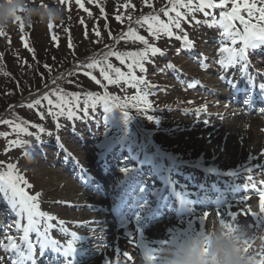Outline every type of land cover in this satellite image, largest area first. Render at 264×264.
<instances>
[{
  "label": "rangeland",
  "instance_id": "374dc122",
  "mask_svg": "<svg viewBox=\"0 0 264 264\" xmlns=\"http://www.w3.org/2000/svg\"><path fill=\"white\" fill-rule=\"evenodd\" d=\"M101 1L105 4L106 10L105 13L103 9L106 14V17H103V22L100 21V16H102V14L104 16V13L101 12L100 6L97 5V0H95L96 3L90 2V0H81L87 11L79 8L75 0H71L70 10L67 3L62 5L59 2V4L65 9L64 22L72 23V36L75 41H78V39L82 40L81 43L79 41L80 45L78 46L81 50H93L92 43H95L93 39H98L95 30H98L100 33V29H102L103 26L102 23H109L111 26L110 32L111 35H113L112 37L110 35L108 36V38H111L110 45L101 48L97 53L88 54L87 56H89V58L86 56L81 60L73 61L69 66L70 70L66 69L65 72L59 76H54L39 90L27 93L17 101L18 104L15 103V106L6 105L7 102L15 98L16 95L14 96V93L13 95H8L7 98L0 94V121H13L8 117V114L14 109L16 112L15 116L23 122L22 124L25 125L24 127L27 128L28 133H30L16 132L13 131L11 126L0 123V133H8L7 137L0 136V162H3L4 165L0 166V171H7L6 165L8 163L15 164L18 172L23 175L28 181V184L31 185L30 189L24 185L26 190L29 191V194H39L38 202L40 204V210L51 216L56 214L63 219H69L70 221L66 224V228L69 230L72 229V231L75 229V231H77L76 233L80 232V224L84 222L80 223L72 220L78 218L74 216L73 210L74 208L80 207V205L74 201V193L72 189L67 186H78L77 184L79 182L75 179V173L77 172H75L76 167H85L89 172L98 175L99 178H103L105 172L109 171V176L104 179L106 183L103 184L106 185L105 188L107 191L111 192V189L115 186V181H121V179L124 181V174L129 166L132 168L136 167L138 163L145 160L144 154L145 156H149L155 164H159V160H161L164 152L159 151L152 142L153 139L147 136V132H150V130L154 131L156 141H158L160 145H163L162 147L167 151L166 153L172 154L177 160L193 162L203 165L205 168L224 171H233L239 169L241 166H250L253 169L256 168L255 173L257 179L264 178V174L259 171L261 167L258 168L256 166L257 164L264 166V155H262L264 154V123H261L263 119L257 114V116L253 113L245 115L244 113L235 111L234 117L244 119L250 116L253 117L252 121H243L241 134L235 135L233 139L230 136V134L233 133L232 129H228V131L226 130V132L222 133L220 136H216L215 132L218 130L219 125L214 124V126L209 127L211 118H208V116L204 117L203 114L207 113L208 108L213 110L215 107L214 105H208L210 100H206L204 97H211V100L217 104V102H219L218 96L213 93L207 94L209 92L208 88L211 87L209 86L210 84L206 83L208 87L203 88L204 91L194 86H189L194 85V77L212 76L210 79L215 81V75L209 74L206 71H199L201 63L196 62V59H194L198 57H196L194 53H189V51L184 50L186 47L184 46L183 40H177L175 38L178 36L177 34H174L173 37L162 34L160 38L157 39L151 36L146 24L140 25L136 23V20L141 16L153 15V13L161 16L160 9L162 5L159 4L162 0H149L151 6H154L157 2V8H159L156 12L153 11L152 7L147 6L144 0H127L130 5H134L135 7L140 6L141 8H148V10L144 12L138 11L135 15L131 12L135 7L131 6L127 8L122 7V10H120V8L117 14V4L122 2V0ZM166 1L167 0H164L165 3H167ZM165 6L170 7L168 3L165 4ZM209 11L213 12L216 19H219L217 16H219L220 10ZM89 12L91 15H89ZM197 13L198 12L194 14L196 18H193V15H188L186 19L181 20L184 24H186V21L192 23V28H188L191 29V33H186L192 36L195 35L197 38L190 39V41H192L194 45L200 47L199 52L204 50V53H207L208 57L213 58L217 53L220 57L219 48L222 46V42L227 46H232L230 40H226L221 36L222 29L218 26H208L210 24L209 18H205L204 16L201 17ZM117 15L122 17V22L117 21ZM130 15L134 16L132 22L128 19ZM164 18L166 17L163 15L161 19L167 22V18ZM81 19L83 20V24L80 22ZM196 21H200V23H196ZM64 22L60 25L54 24L55 27L52 33L49 32L48 26H42L39 23H32L31 26L25 25V30L21 33L19 24L15 21L7 31L12 43L15 45L23 44V40L25 39L31 41V46L37 48V51L45 53L44 49L48 47V42L51 44L50 41L53 40V33H56V36L62 38L60 28ZM129 22L130 24L125 25ZM129 27L135 29L138 35H142L148 39L150 44L159 47L164 52V55L161 56L157 54L152 56L149 52L147 58L143 61L146 71L141 72L138 67L133 69L135 75L145 81V83L138 84L136 87H133L130 83L123 80L118 84H109L101 74L91 70V72L101 80H98L99 84L106 89L101 87L102 93L106 97L115 98L121 110L120 114L119 111H105L103 106H99L96 108V112H90V115L87 112H79L80 116L75 119H64L68 116L65 115L67 111H65L64 115H58L56 113H58L59 110L54 107L52 108L54 114L49 115L48 111L50 106L47 100L42 99L44 94H48L49 98L56 103V93L59 92L63 94L62 89L64 91L66 90L67 93H79L80 99H83V101L80 102V106L84 105V100L86 99L85 94L87 92L85 91L84 85L80 83L81 75L79 74L83 73L82 75L89 78L90 76L85 73L91 72L86 69L83 64L79 63L95 59L96 56H101L113 48H116V50L113 51L124 53L127 51H140L146 47L139 41H133L131 39H126L125 41L121 40L118 43L116 42L114 38L119 37L123 32H127ZM237 27H241L238 22ZM112 30L114 32H112ZM65 32V35H69V30ZM177 32L178 34L184 35L183 33H179L180 30ZM2 43L3 40L0 39V45ZM213 45H216V52L214 53L211 50ZM260 48L264 49V45H261L257 49L248 50V64H246V66H248L253 73L254 70H257L256 74L261 84H264V58H258L261 53ZM27 51L28 47L23 48V52L26 54L25 59L29 57L27 56ZM66 53V51L59 52L58 56L61 57ZM253 55L257 58L253 59L255 58ZM109 57L110 64H112L114 68H120L121 71L125 73L128 72L127 63H130V61L126 60L125 64H121L115 56ZM9 63L14 71L19 73L20 77L25 80L23 83L26 82V84H28L29 82L27 81H32L28 65L22 67L12 62L10 58ZM169 65L174 67H169ZM218 66V63L213 64L214 68H218ZM101 67L106 68V65L101 64ZM97 70L100 72L99 68H97ZM92 73L91 76H94ZM71 75H73L71 80L74 85L62 87L61 84L63 80ZM109 75L113 79L116 78L114 72H109ZM74 76H76V80ZM85 80L84 78V83ZM91 82H93V80H91ZM87 85L94 87L90 82ZM73 86L75 87L73 88ZM222 91L226 92L225 89H222ZM35 100H40L41 103L33 108H28L27 105L34 103ZM100 103L101 102H98L96 104L100 105ZM225 103L227 102L225 101ZM76 109L77 108L73 107V112ZM125 112L128 113L127 116H125ZM131 113H136L141 117L144 130L140 129L134 123ZM149 117L152 118L149 119ZM258 120L260 121L258 122ZM156 122H159V126ZM40 128H43L44 131L41 132ZM130 129L132 131L135 129L137 133L133 134L130 132ZM52 130L59 132V138L61 139L60 144L63 145L62 149L56 147L57 143L55 139L51 141L49 133ZM12 140H20L22 143L13 145L9 143V141ZM126 151H130L131 153H127ZM110 152H112V155H110L109 158H113L116 154L118 156L120 152H123L127 155L128 159H130V154L131 157H135L138 161L133 163H131L132 161L122 163L121 160H117L118 157L112 159L110 163L120 166L122 173H119V168L115 170L107 166L108 164L105 159L109 156L108 153ZM250 156L253 159L250 160ZM67 160H71L73 164H75L72 167L71 164L67 167L69 170H72V172H69V176L65 175L64 178L55 179V174L53 173L62 172L64 170L63 166L66 164ZM164 163H166V161H164ZM52 168L55 169L52 170ZM186 171L190 172H187V175H191V173L197 175L190 170ZM246 175L249 174L247 173ZM113 179H115V181H112ZM145 180L147 184L149 180H147V178ZM246 180V176L244 175L234 179V181L232 180L231 183H243ZM150 188L151 186L147 185L142 189L144 190V196L146 192L150 193ZM244 197H247V200H245ZM99 198L102 199H99L102 203H107L108 201V198L103 195ZM84 203L86 206V204L88 205L91 202ZM229 210L237 213L236 218L248 221L253 226H256L250 212L255 211L259 213L258 192H253L249 195H239L229 201H224L222 205H218L215 208H197L191 213L178 218L172 216L169 218L166 214L163 216L165 221L161 220L165 222L164 225H161L156 230V225H159L161 221L155 222L153 225L154 228L152 227L153 229L145 234L142 247L156 248L163 242L179 234L198 230L199 218L203 216L204 212L209 213L208 217L205 218L206 225L209 220L214 217L227 218V220L231 222L230 217H225L226 211ZM1 211L2 210H0V214L2 213ZM217 211L220 213L219 216H217ZM97 214L99 219L105 217V213L103 215L99 210H97ZM70 223H72V225H70ZM1 224L2 218L0 216V225ZM56 224L59 227L53 228L57 229L58 232L62 231L60 223L57 222ZM124 231L121 234L112 235L113 241L110 242L109 245H102L101 241H97L95 245H98L96 247L98 251L90 254V257L85 258L83 260L84 264H89L92 261L91 264H106V260L109 264H120L118 260L120 259L121 261L122 254L125 251L132 256V264H138L140 249L138 247V241L135 239L137 231L134 232V229L131 227L126 228ZM7 232L8 230H6L3 225L2 227L0 226V242H2V244H0V264H7L5 260L6 254L2 250L4 248L2 245L8 243L5 239ZM65 235H70V233H64L63 236ZM69 240L72 239H67L66 243H68ZM116 240L118 241L114 242ZM118 243H121L124 249L120 248L121 254L119 257L116 255V249L120 247V245L117 247ZM59 245L60 243H57L56 246L59 247ZM6 258L8 259V256H6ZM122 258L125 260L123 264H131L126 262L129 261V259L125 257ZM44 264H49V261Z\"/></svg>",
  "mask_w": 264,
  "mask_h": 264
},
{
  "label": "snow or ice",
  "instance_id": "6c2138e0",
  "mask_svg": "<svg viewBox=\"0 0 264 264\" xmlns=\"http://www.w3.org/2000/svg\"><path fill=\"white\" fill-rule=\"evenodd\" d=\"M59 2L63 4H68L69 10L71 9V0H59ZM78 7L87 11L84 8V4L81 0H75ZM90 2H95V0H90ZM144 3L151 7L149 0H144ZM167 3L171 5V7H163L160 9V12L167 17V22L161 19L160 15H146L141 16L136 20L137 24L147 25V29L151 36L159 39L160 36L166 35L168 37H173L174 32L173 28L181 29V20L187 18L188 15H194L196 12H201L205 17L211 16V23L208 25L209 27L218 26L222 29L221 36L230 40L232 46H227L223 44L219 48L220 59L217 61L219 66L222 69L228 68L232 65L239 64L243 62L246 66L247 63V52L249 49H257L261 45H264V0H167ZM230 5V7H229ZM125 8L129 7L128 4L124 5ZM131 7H135L131 5ZM184 9L185 11H181ZM220 10L219 11V19H216L215 15L209 10ZM101 12L103 13V9L101 8ZM170 13H174V15H170ZM89 15L91 13L89 12ZM117 21L122 22V17L120 15L116 16ZM131 20V17H128ZM15 22L19 24V30L21 33L25 30V23L22 17L17 16L15 18ZM81 24H83V20L81 19ZM237 22L241 27H237ZM196 23H200V21H196ZM31 26V24H28ZM55 25L53 23L48 24L49 32L52 33ZM67 31V29H65ZM95 34L97 36L100 35L98 30H95ZM0 35H4L3 31H0ZM111 36V33H109ZM177 40H183L184 46L186 48H192L194 45L192 41L189 40L188 36L184 34L181 36L175 37ZM23 39V37H22ZM53 39L56 37L53 34ZM118 43L121 40L131 39L133 41H139L146 47L140 51H127L124 53L109 50L104 53L103 62L106 65L105 67H100L101 61L92 59L91 63L85 65L88 69H93L99 67L100 74L104 77L105 80L108 81L109 84H118L121 80L130 83L133 87H136L138 84H143L145 81L142 78H138L133 69L138 67L141 72L146 71L144 67L143 61L147 58L149 52L152 56L157 54L163 56L164 52L159 48L149 43L148 39H146L142 35H138L135 29L129 27L127 32L121 33L119 37L114 38ZM241 44L239 48L235 47L237 44ZM24 46L27 48V42L24 43ZM58 46V45H57ZM69 47L71 48V42H69ZM30 51L32 49H29ZM109 56H115L117 60L120 61L121 64H125L126 60L130 61L127 63L128 72H122L120 68H114L112 64L107 63ZM47 67V66H46ZM169 67H174L169 65ZM201 67H205L203 63H201ZM107 69V70H106ZM109 72H114L116 78L113 79ZM89 75L92 80H96L95 76H91V73H85ZM99 83V81H96ZM192 87L193 85H189ZM235 87V85H233ZM260 91L264 94V84H260ZM57 102L54 103L52 99L49 98L48 94H44L42 99L47 100L49 107L48 114H54L52 112V108L58 109V115H64L65 111H67V115L69 118L73 116V107L79 108L80 106V94L79 93H65L60 94L56 93ZM86 99L84 100V111H88V106L91 104L92 107H95L96 103L103 102L105 105V110H110L113 106H119L116 103L115 98L110 97H97L93 93H86ZM41 103L40 100H35L34 103L28 104V108H33ZM125 116L128 115L127 112L124 113ZM152 117H149L151 119ZM0 123L7 124L13 128V131L16 132H24L27 134L28 130L23 126L22 123H14L11 120L0 121ZM58 126V125H57ZM40 131L43 132L44 129L40 128ZM0 136L7 137L8 133H0ZM10 144L16 145L22 143L20 140H12L9 141ZM264 155V154H262ZM249 159H253L251 156ZM0 166H4L3 162H0ZM258 168L264 167L262 165L257 164ZM7 171H0V194L7 199L13 209L17 210L18 216L20 218H26L27 224L23 226V236L20 237L21 241L26 244V250L21 251L20 246L15 242V239L12 236H7V245H2L6 250L14 249L16 250L18 256L17 259L12 261V264H25V261L31 259V254L35 248V245L29 240V232H35L37 236L42 239L38 241L41 248H43L47 243H52L55 245L56 241H51L48 238V231L54 225L50 223L55 220V217L49 215L48 213L40 210L39 194L31 195L29 191L26 190L31 188V185L28 184V181L21 175L15 164L8 163L6 165ZM240 171L249 173L246 179L249 183H246L244 188H252L257 189L259 194V213L255 211H251L250 215L252 219L255 221L256 225H260L264 223V190H259L258 184L254 181L253 168L250 166H242ZM235 175V173H231ZM259 185H264V180L259 181ZM247 200V197H244ZM209 215L208 212H204L203 216L199 218V231H204L206 227V219ZM220 213L217 211V216ZM225 217H230L231 221L235 220L237 217V213L232 211H226ZM222 222L226 224V226L230 225L228 220L225 218H221ZM43 222V231H41V224ZM63 225V221L59 222ZM20 224H17V229H20ZM73 239L69 240L67 246L65 247V251L68 253L75 251V240H77L76 233H71ZM166 242V241H165ZM163 242V243H165ZM2 244V242H0ZM138 247L141 250L147 249L149 252L154 253L155 248H146L142 247V242L138 244ZM207 249H205V252ZM247 251V249H245ZM116 255L119 257L120 249H116ZM123 256L129 260L132 259V256L128 252H123ZM148 260H155V255H149L147 257ZM106 264L109 262L106 260Z\"/></svg>",
  "mask_w": 264,
  "mask_h": 264
},
{
  "label": "clouds",
  "instance_id": "9594fccd",
  "mask_svg": "<svg viewBox=\"0 0 264 264\" xmlns=\"http://www.w3.org/2000/svg\"><path fill=\"white\" fill-rule=\"evenodd\" d=\"M17 16L25 25L62 24L65 9L59 0H0V31L7 30ZM149 255L156 259L148 260ZM138 264H264V223L253 226L236 218L226 226L214 217L204 231L179 234L156 247L154 253L141 250Z\"/></svg>",
  "mask_w": 264,
  "mask_h": 264
},
{
  "label": "trees",
  "instance_id": "16d2710c",
  "mask_svg": "<svg viewBox=\"0 0 264 264\" xmlns=\"http://www.w3.org/2000/svg\"><path fill=\"white\" fill-rule=\"evenodd\" d=\"M125 4H128L129 7L131 6L129 4V1L127 2V0H122V2H119L117 4V7H116L117 14L119 12V9L121 8L120 10H122V7H124ZM162 4H163V1H161L160 5H162ZM97 5H99L100 8L105 10V4L101 0H97ZM153 7L155 9H157V2L154 4ZM146 10H147L146 7L141 8L140 6H138V7H135L134 10H132L131 12L134 13V15H135L138 13V11L144 12ZM103 13H104V11H103ZM105 13H106V10H105ZM105 13H104V16H103V14H102V16H100V21H102V22L104 20L103 17H106ZM130 17H131L130 22H132L134 20V16L130 15ZM130 22L125 24V25L130 24ZM102 24H103V26H102V29H100V35L98 36V39L97 40H96V38L93 39V41L95 42V43H92L93 50H91V49L81 50L78 47L80 45V43L82 42V40L78 39V41H75L74 37L72 36V31H73L72 23H69V22H64V24L60 28L62 38H60L59 36H56V33H53L55 35L56 39L54 40L52 38L53 40L50 41L51 44L48 42V47H45V49H44L45 53H42V51H37V48L31 46V41H27L25 39L23 40V44L15 45L14 43H12L8 31L7 30L3 31L4 35H0V39L3 40V43L0 45V88H1L0 94L6 98L10 94L13 95V93H14V96L16 95L15 98H13L11 101L7 102L6 105L15 106L16 105L15 103H17V101L21 97L25 96L27 93H30L31 91L40 89L44 84H47L54 76L55 77L59 76L60 74L65 72V70L69 68L70 64L73 63V61H77L79 59L81 60L82 58L86 57L88 54L97 53V51L100 50L101 48L110 45V43H111L110 39L111 38H108V36H109V33H111L110 32L111 26L109 23H102ZM65 29L69 30V35H65L66 32L63 31ZM112 32H114V31L112 30ZM112 35H111V37H112ZM82 39H84V38H82ZM79 41H80V43H79ZM25 42H27V44H28V51H27L28 52L27 56H29L28 59H25L26 54H25V52H23V48H25L24 47ZM69 42H71V45H72L71 48L69 47ZM29 49H32V50L30 51ZM111 50H116V48L111 49ZM64 51H66L67 53L64 54L63 56L59 57L58 56L59 52H64ZM103 56H104V54H102L101 56L98 57V61H101L102 65L104 64ZM9 58L12 62L17 63V64L21 65L22 67L28 65V69L30 71V78L32 79L31 82L27 81V82H29L28 84H26V82L23 83L25 80H23L20 77L19 73L14 71L11 64L9 63ZM87 58H89V56H87ZM109 58L110 57H108L107 63H110ZM91 62H92V60L89 63H91ZM101 64H100V67H101ZM97 68H99V67H97ZM97 68L88 69V70L89 71L92 70V71L100 74V72L97 70ZM79 75H81L80 76V83L82 85H84L85 91L87 93H93L98 98L103 97V95L101 94V90L96 83L91 82V80L89 78H87L86 76H84L82 74H79ZM72 78H73V75L66 77L63 80V83L61 84V86L62 87H68L70 85H74V84H72V80H71ZM84 78L86 79L85 83H84ZM74 79L76 80V76H74ZM89 82L92 85H94V87L87 85ZM74 87L75 86H73V88ZM62 93L65 94L67 92H66V90L64 91L62 89ZM81 101H83V99H80V102ZM21 108H23V107H21ZM88 108H91V104H89ZM15 113H16L15 110L12 109L10 111V113L8 114V117L10 119H12L14 123H23L19 118H17L15 116ZM73 113H75V112H73ZM131 114H132L134 120L138 124L143 125V120L141 119V117L138 114H136V113H131ZM65 115H67V113ZM156 123L158 125V122H156Z\"/></svg>",
  "mask_w": 264,
  "mask_h": 264
},
{
  "label": "bare ground",
  "instance_id": "6f19581e",
  "mask_svg": "<svg viewBox=\"0 0 264 264\" xmlns=\"http://www.w3.org/2000/svg\"><path fill=\"white\" fill-rule=\"evenodd\" d=\"M204 81H212V79L210 80V77H204ZM211 105H216L215 103H213L212 101H210ZM216 112L213 114V120H214V124L215 125H219L218 126V130L215 132V135L220 136L222 133L226 132V130L228 131V129H232L233 133L230 134L231 138H235V135H239L241 134V127L243 126V121L248 122V121H252L253 117H245L244 119H240L238 117H234V108L232 106H225L222 107L220 105H218L217 107H215L212 110V113ZM260 120H258L259 122ZM262 123V122H261ZM214 126V125H213ZM59 163V162H58ZM56 163V164H58ZM60 164V163H59ZM70 165L69 162H67L63 167L64 170L62 172L56 173L54 172L53 174L55 179H59V178H64L65 175L69 176V168H67ZM60 166V165H58ZM55 168H52V170H54ZM57 171V170H56ZM68 187H70L72 189V192L74 193V201H76L80 207L78 208H74L73 213L74 216L78 217L77 220L78 222H84L83 224H81L82 227V236H77V240H75V246L77 247L76 251L80 252V255H76V257L80 260V262H78L77 264H84L83 260L85 258L90 257V254H92L94 252V248L96 247L95 245H93L96 241H97V237L102 236L103 240L105 237V229L104 226H102L101 221H99V216L97 214V206L102 205V200L99 195V193H102L103 188L101 186H96L98 188H92L94 190V193H92L91 190H88L87 188H85L84 190H82V188H80L79 186H72V185H67ZM93 186V185H92ZM100 199V200H99ZM84 202H91L88 205ZM1 205V202H0ZM99 221V222H98ZM156 221V220H155ZM165 221V220H163ZM161 221V223H159V225H156L155 229L157 230L161 225H164L165 222ZM140 222V221H139ZM153 225H150L146 230H144V235L150 231ZM16 228H12L11 231H15ZM20 231V229H19ZM85 232V233H84ZM71 239H73V237H70ZM143 238V235H142ZM142 243H144V241H142ZM109 242L107 240L104 241L103 245H108ZM88 245V246H85ZM120 245V247H119ZM121 243H118L117 247L122 248ZM43 248H46L50 253L52 252L53 255H57V250L52 248L50 245L46 244ZM123 249V248H122ZM124 250V249H123ZM84 254V255H83ZM121 254V253H120ZM122 257L123 254H122ZM121 257V261L120 259L118 260V263L123 264V262H125V260ZM93 262V261H92ZM92 262H90L89 264H91ZM128 263H133L131 262V260L126 261Z\"/></svg>",
  "mask_w": 264,
  "mask_h": 264
}]
</instances>
